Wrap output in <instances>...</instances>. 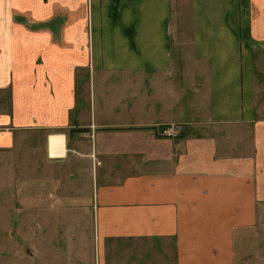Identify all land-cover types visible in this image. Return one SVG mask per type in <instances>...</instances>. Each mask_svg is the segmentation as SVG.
I'll return each instance as SVG.
<instances>
[{"label": "crops", "instance_id": "obj_1", "mask_svg": "<svg viewBox=\"0 0 264 264\" xmlns=\"http://www.w3.org/2000/svg\"><path fill=\"white\" fill-rule=\"evenodd\" d=\"M263 77L264 0H0L18 213L72 216L69 263L173 239L174 264H235L264 212Z\"/></svg>", "mask_w": 264, "mask_h": 264}, {"label": "rangeland", "instance_id": "obj_2", "mask_svg": "<svg viewBox=\"0 0 264 264\" xmlns=\"http://www.w3.org/2000/svg\"><path fill=\"white\" fill-rule=\"evenodd\" d=\"M234 27L237 32L240 31L236 24ZM5 100L8 101V98H0V108H7L9 111V102L6 103ZM256 106L259 117H264V90L259 91ZM14 167L0 168V264H94L75 261L69 263L72 250L69 246V234L75 232L66 230V222H71L72 216L48 212L33 215L26 210L18 213L14 196V179L18 174L15 176ZM91 217L81 215L78 219L82 221V234L87 241L95 240ZM73 220L76 221L75 218ZM83 222L91 224L90 228L84 230ZM86 225L84 224L85 227ZM256 228L257 232L235 240V264H264V212L257 216ZM106 245L104 264H174L173 239L108 241ZM77 249L82 251L86 248L80 246ZM93 255L95 264H98L96 240Z\"/></svg>", "mask_w": 264, "mask_h": 264}, {"label": "built area", "instance_id": "obj_3", "mask_svg": "<svg viewBox=\"0 0 264 264\" xmlns=\"http://www.w3.org/2000/svg\"><path fill=\"white\" fill-rule=\"evenodd\" d=\"M164 134L167 136L176 137L178 135L177 129L175 130L174 127H168L164 130Z\"/></svg>", "mask_w": 264, "mask_h": 264}]
</instances>
